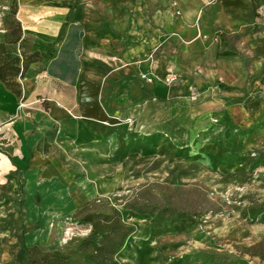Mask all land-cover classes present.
<instances>
[{
  "label": "crops",
  "instance_id": "0c3cea01",
  "mask_svg": "<svg viewBox=\"0 0 264 264\" xmlns=\"http://www.w3.org/2000/svg\"><path fill=\"white\" fill-rule=\"evenodd\" d=\"M64 1L69 2L19 0L17 20L23 32L17 52L20 57L39 52L40 61L18 79L20 96L0 81V181L3 175L22 177L28 222L40 216L33 209L36 201H41L42 212L49 206L65 211L72 206L67 211L72 213L81 195L84 203L101 196L85 175L70 186L72 194L69 186L64 192L66 184L58 178L39 180L54 165V150L64 145L75 156L105 160L111 150L124 149L128 139L143 136L152 144V136L161 133L181 149L191 134L212 128L214 118L234 125L240 122L237 115L264 110V0H222L202 18V0H181L182 17L166 19V36L150 25L137 30L139 43L114 61L119 65L112 75L121 76L112 90L109 40L91 33L88 48L80 53L85 39L71 36L68 29L77 23L83 0H75L72 8ZM151 51L160 56L146 65L155 80L148 85L139 81L138 62ZM168 70L179 77L170 86L164 83ZM23 95L26 106L19 108ZM91 159L84 162L87 172L95 166ZM84 186L94 195L89 197Z\"/></svg>",
  "mask_w": 264,
  "mask_h": 264
},
{
  "label": "rangeland",
  "instance_id": "374dc122",
  "mask_svg": "<svg viewBox=\"0 0 264 264\" xmlns=\"http://www.w3.org/2000/svg\"><path fill=\"white\" fill-rule=\"evenodd\" d=\"M180 1L83 0L78 21L70 23L68 31L73 37H84L85 47L79 48L80 53L88 48L86 40L91 33L109 40L112 90L121 76L112 75L119 65L114 61L130 45L139 43L137 30L150 25L166 36V19L182 17ZM220 1L202 0L199 16L210 15ZM74 3L75 0L64 1L70 8ZM14 5L18 14L19 0H0V42L9 32L6 21ZM244 34L237 36L238 40ZM198 38L207 36L198 34ZM11 40L8 36L6 41ZM158 55V51L141 55L139 81L148 85L155 81L147 67ZM175 76L177 80L170 82ZM178 80V75L168 70L164 83L170 86ZM261 96L264 103V94ZM25 97L22 96L19 108L26 106ZM183 115L187 117L186 111ZM237 118L240 122L234 125L222 117L214 118L212 128L191 134L183 149L177 147L181 145L178 141L157 133L152 136V144L145 142L143 136L126 140L124 149L111 150L105 160L78 153L75 156L65 145L54 150V165L40 173L39 180L58 178L66 184L64 192L69 186L72 194L76 178L85 175L93 180L101 196L84 203L86 198L81 195L83 198H78L72 213L67 212L72 206L66 211L65 207L49 206L42 212L41 201H36L33 209L40 213L38 224L37 218L27 221L22 177L3 175L0 264H24L23 246H57L67 253L95 232L105 235L100 242V252L105 256L108 248L124 240L114 256L119 264H264V110L245 116L242 113ZM89 159L95 166L87 172L84 162ZM83 183L86 184L80 181V185ZM86 193L89 197L94 195L93 190ZM30 257L38 264L43 261V254L37 250L31 249Z\"/></svg>",
  "mask_w": 264,
  "mask_h": 264
},
{
  "label": "trees",
  "instance_id": "16d2710c",
  "mask_svg": "<svg viewBox=\"0 0 264 264\" xmlns=\"http://www.w3.org/2000/svg\"><path fill=\"white\" fill-rule=\"evenodd\" d=\"M13 7L15 8L11 13V17L6 21L9 25V32L4 36V41L0 42V48H2V53L0 55V81L3 82L11 92L20 96L21 91L18 79L24 77L32 64L40 61V53L36 52L24 57H20L17 53L16 46L21 40L23 30L21 23L16 19V5ZM8 36L13 40L7 42ZM7 46L14 47L13 49L15 50L9 51V49L6 48ZM104 236L103 233L100 234V232H95L85 240L81 245L83 247H75V249H71L67 253L64 252V249H60L57 246L49 247L37 244L32 247L23 246L24 248L21 254L24 257V264H38L34 260L31 261V249L37 250L43 254V261L41 264H119L114 256L117 255L122 248L124 240L122 239L118 241L117 244H113L111 249L108 248L105 256L100 252V248L102 247L100 242L104 239Z\"/></svg>",
  "mask_w": 264,
  "mask_h": 264
},
{
  "label": "built area",
  "instance_id": "2783aa9c",
  "mask_svg": "<svg viewBox=\"0 0 264 264\" xmlns=\"http://www.w3.org/2000/svg\"><path fill=\"white\" fill-rule=\"evenodd\" d=\"M177 80V76L172 77V79H170V82H174ZM4 140V136L0 133V141Z\"/></svg>",
  "mask_w": 264,
  "mask_h": 264
}]
</instances>
